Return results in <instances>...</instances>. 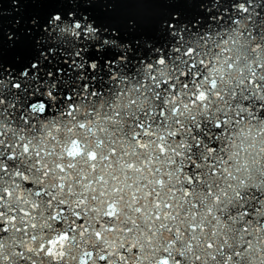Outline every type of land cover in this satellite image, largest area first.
Returning <instances> with one entry per match:
<instances>
[{
	"label": "clouds",
	"instance_id": "1",
	"mask_svg": "<svg viewBox=\"0 0 264 264\" xmlns=\"http://www.w3.org/2000/svg\"><path fill=\"white\" fill-rule=\"evenodd\" d=\"M60 2L0 0V264H264V0Z\"/></svg>",
	"mask_w": 264,
	"mask_h": 264
},
{
	"label": "water",
	"instance_id": "2",
	"mask_svg": "<svg viewBox=\"0 0 264 264\" xmlns=\"http://www.w3.org/2000/svg\"><path fill=\"white\" fill-rule=\"evenodd\" d=\"M4 9H12L11 16L4 17V28L5 30L11 29L17 35L26 33L31 24L29 23L32 19H38L40 25H46L47 21L54 13H61L67 16V12L71 10V6L65 3H61L60 0H20L18 5L20 11H16L11 3H4ZM138 9L134 4L123 2V0H117L115 9L113 12H108L107 9L102 5H94L92 9L87 11L91 12L102 23H112L118 20H123L128 15L138 12ZM21 20L19 28H13L12 25L16 19ZM35 36L39 33L35 29H32ZM2 55L4 63L11 65L18 70H22L24 66H30V61L38 56L35 51L34 37L22 35L21 42L17 43L15 47H9L7 38L4 39ZM17 57H20V63H17ZM47 65V61H45ZM65 67V66H64ZM66 68V67H65ZM55 71V69H53ZM31 75V73H30Z\"/></svg>",
	"mask_w": 264,
	"mask_h": 264
},
{
	"label": "snow or ice",
	"instance_id": "3",
	"mask_svg": "<svg viewBox=\"0 0 264 264\" xmlns=\"http://www.w3.org/2000/svg\"><path fill=\"white\" fill-rule=\"evenodd\" d=\"M65 67H67V65H65ZM69 71H71V69H69ZM30 74V73H29ZM32 74V73H31ZM56 75H61V74H66V73H64V70L61 68V69H57L56 70V73H55ZM42 82V81H41Z\"/></svg>",
	"mask_w": 264,
	"mask_h": 264
}]
</instances>
